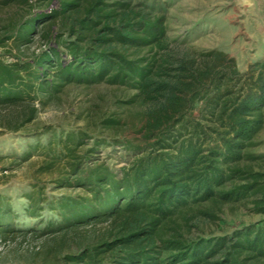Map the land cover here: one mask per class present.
Instances as JSON below:
<instances>
[{
    "label": "trees",
    "instance_id": "trees-1",
    "mask_svg": "<svg viewBox=\"0 0 264 264\" xmlns=\"http://www.w3.org/2000/svg\"><path fill=\"white\" fill-rule=\"evenodd\" d=\"M58 1V9L31 17L18 38L21 45H27L40 28L47 49L35 56L32 63L18 61L11 66L0 63V108H25L19 124L18 114L11 112L0 128L14 132L30 123L37 111L32 101H39L38 97L51 98L69 84H93L104 79L135 89L134 98L148 107L141 128L143 145L129 146L140 151L122 168L119 177L104 164L83 168L71 163L73 182L65 178L61 183L74 184L85 195L64 196L53 202V209L61 218L59 224L47 226L49 233L77 238L75 249L61 259L63 263L264 261V226L190 242L180 236L165 238L164 232L175 212L190 204L216 199L238 202L255 192L264 193V188H257L264 181V175L259 173L247 174L246 184L225 190L226 183L243 171H227L222 166L241 159L243 150L264 122V73L259 72L256 77L247 75L244 87L235 94L231 88L237 85L233 78L234 64L221 52L180 59L165 53L157 60L141 64L139 60L128 59L118 48L164 49V29L159 21H146L120 2L110 6L109 0ZM57 21L58 28L66 31L67 40H61L63 36L56 32ZM30 67L36 83L33 93L27 81L17 82L21 79L19 71ZM254 67L262 69L264 64ZM211 92L214 96L209 100L208 113L217 126L210 130L215 134L213 144L204 147L205 140L199 137L205 131L199 123L192 125L195 139L178 142L177 138L188 127L187 116L195 103L206 100ZM81 140L69 133L56 144L64 146L67 158L77 161L75 150ZM30 208L34 213L37 202ZM98 225H105L104 230L93 231ZM84 229L87 231L82 233Z\"/></svg>",
    "mask_w": 264,
    "mask_h": 264
},
{
    "label": "rangeland",
    "instance_id": "rangeland-1",
    "mask_svg": "<svg viewBox=\"0 0 264 264\" xmlns=\"http://www.w3.org/2000/svg\"><path fill=\"white\" fill-rule=\"evenodd\" d=\"M115 2L129 5L130 11L146 21H159L164 29V49L118 48L128 59L145 64L165 53L180 59L221 52L234 64L233 78L237 85L231 88L235 94L244 87L247 75L256 77L259 72L264 73V68L254 67L264 64V0L107 1L109 5ZM58 7V0H0V63L4 66L18 61L32 63L35 56L46 50L48 46L40 36V28L27 45L18 41L20 30L31 17ZM56 26V32L63 36L61 40H67L64 28H58L59 21ZM32 70L30 67L19 71L21 79L17 80L27 81L32 86L30 93L36 85ZM135 94V89L107 79L93 84H69L51 98L33 100L35 117L20 130L0 128V264H64L61 259L75 249L77 238L49 233L48 224H59L61 218L56 215L53 202L64 196L82 197L85 191L61 182L65 178L73 182L70 165L75 162L83 168L104 164L111 173L120 176L122 168L140 151L129 146H141L144 142L141 128L148 107L134 98ZM212 96L211 92L206 100L195 103L187 116L188 127L177 138L178 142L195 139L192 125L199 123L205 131V136L199 137L205 140L204 147L213 144L215 134L210 130L217 126L208 113ZM23 110L19 106L0 108V124L5 125L8 120L4 118L12 113L18 114L19 124ZM107 120L112 122L106 123ZM69 133L82 139L75 150L77 161L67 158L64 146L56 144ZM222 166L227 171H243L226 183L225 190L246 184L247 174L264 175V122L243 150L241 159ZM261 187L264 188V181L257 188ZM34 202L38 209L32 213L30 206ZM261 226H264L262 191L238 202L216 199L190 204L175 212L164 232L165 238L180 236L190 242L231 236L244 228ZM104 228L105 225H98L92 230L101 232ZM84 231L87 230L81 232Z\"/></svg>",
    "mask_w": 264,
    "mask_h": 264
}]
</instances>
